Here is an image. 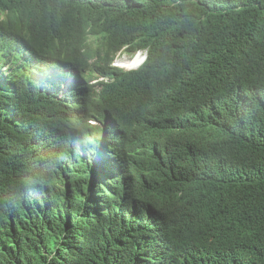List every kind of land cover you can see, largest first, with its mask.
<instances>
[{
    "label": "trees",
    "instance_id": "1",
    "mask_svg": "<svg viewBox=\"0 0 264 264\" xmlns=\"http://www.w3.org/2000/svg\"><path fill=\"white\" fill-rule=\"evenodd\" d=\"M0 264H264V0H0Z\"/></svg>",
    "mask_w": 264,
    "mask_h": 264
},
{
    "label": "rangeland",
    "instance_id": "2",
    "mask_svg": "<svg viewBox=\"0 0 264 264\" xmlns=\"http://www.w3.org/2000/svg\"><path fill=\"white\" fill-rule=\"evenodd\" d=\"M143 57L141 55H130L123 53L118 58L116 63L124 68L130 69V68H136L142 65Z\"/></svg>",
    "mask_w": 264,
    "mask_h": 264
},
{
    "label": "clouds",
    "instance_id": "3",
    "mask_svg": "<svg viewBox=\"0 0 264 264\" xmlns=\"http://www.w3.org/2000/svg\"><path fill=\"white\" fill-rule=\"evenodd\" d=\"M136 54H137V55H141V56L143 57V59H144V62H145V60H146V55H147V52H146V51H140V52H137ZM119 56H120V55H119ZM119 56H118V57H119ZM118 57H117V58H118ZM117 58H116V60H115V61L113 62V64H112L114 67H117V68H120V69H123V70H128V71H130V70H136V69L139 68V67L136 68V69H127V68H124V67L120 66V65L118 64V62L116 63ZM144 62H143V63H144ZM143 63H142V65H143ZM142 65H141V66H142ZM5 70H6V69H4V71H5ZM91 124L94 125L95 123L91 122Z\"/></svg>",
    "mask_w": 264,
    "mask_h": 264
},
{
    "label": "water",
    "instance_id": "4",
    "mask_svg": "<svg viewBox=\"0 0 264 264\" xmlns=\"http://www.w3.org/2000/svg\"><path fill=\"white\" fill-rule=\"evenodd\" d=\"M144 62V59H143V61H142V63Z\"/></svg>",
    "mask_w": 264,
    "mask_h": 264
}]
</instances>
